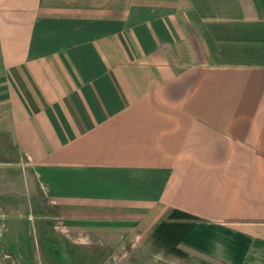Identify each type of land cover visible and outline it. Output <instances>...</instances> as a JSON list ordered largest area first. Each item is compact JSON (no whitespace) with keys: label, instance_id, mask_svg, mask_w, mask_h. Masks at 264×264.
Returning <instances> with one entry per match:
<instances>
[{"label":"crops","instance_id":"1","mask_svg":"<svg viewBox=\"0 0 264 264\" xmlns=\"http://www.w3.org/2000/svg\"><path fill=\"white\" fill-rule=\"evenodd\" d=\"M98 258L264 264V0H0V264Z\"/></svg>","mask_w":264,"mask_h":264},{"label":"rangeland","instance_id":"2","mask_svg":"<svg viewBox=\"0 0 264 264\" xmlns=\"http://www.w3.org/2000/svg\"><path fill=\"white\" fill-rule=\"evenodd\" d=\"M12 263V262H11ZM18 264H23V263H20V262H17ZM25 264V263H24ZM97 264H105V263H102L101 259L98 258V262Z\"/></svg>","mask_w":264,"mask_h":264}]
</instances>
